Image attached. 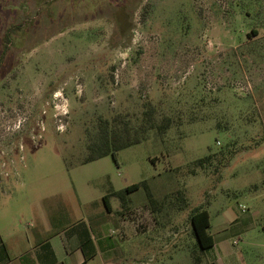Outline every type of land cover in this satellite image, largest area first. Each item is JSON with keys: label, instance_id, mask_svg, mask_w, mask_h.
I'll return each mask as SVG.
<instances>
[{"label": "rangeland", "instance_id": "1", "mask_svg": "<svg viewBox=\"0 0 264 264\" xmlns=\"http://www.w3.org/2000/svg\"><path fill=\"white\" fill-rule=\"evenodd\" d=\"M12 5L0 11V58L2 34L24 28L0 65V228L27 232L54 197L88 216L148 181L157 199L183 190L189 205L153 213L141 189L120 214L111 197L121 264H264V0ZM147 102L173 117L165 136L83 163L100 117L139 124ZM200 206L216 239L205 255L190 221Z\"/></svg>", "mask_w": 264, "mask_h": 264}, {"label": "crops", "instance_id": "2", "mask_svg": "<svg viewBox=\"0 0 264 264\" xmlns=\"http://www.w3.org/2000/svg\"><path fill=\"white\" fill-rule=\"evenodd\" d=\"M45 200L27 232L13 222L0 228V264H121L111 203L110 210L104 203L97 213L72 218L64 199ZM127 223L125 216L124 234Z\"/></svg>", "mask_w": 264, "mask_h": 264}, {"label": "trees", "instance_id": "3", "mask_svg": "<svg viewBox=\"0 0 264 264\" xmlns=\"http://www.w3.org/2000/svg\"><path fill=\"white\" fill-rule=\"evenodd\" d=\"M46 1L47 0H44L45 3ZM13 2L14 0H0V6H7L5 7L6 10L0 9V11L4 12L8 9L9 11H12L14 6L12 5ZM40 6H42V4H40ZM41 9L42 7L40 8V11ZM38 14H41V12L38 11ZM42 16L45 17V14ZM23 28L24 27L21 25H12L2 34L1 39L4 48L0 58V65L3 64L10 51L9 49L13 45V37L15 33L22 31ZM251 35L257 37L259 32L253 29ZM248 36L250 37V35ZM144 107L145 110L143 111V117L139 124H134L131 115L129 114H117L112 119L100 117L97 123L96 132L88 138V156L84 159L83 163L87 164L95 162L108 156H113L116 159L120 151L138 145L149 139L152 132L159 137L165 136L174 124L173 117L169 115H161L158 108L151 102L145 103ZM213 158L214 155H208L204 158L198 159L191 165V168L189 169L190 173L196 174L198 169L206 168V166L212 163ZM141 189L145 191L147 201L153 213H160L167 205H170L172 208L179 206V209L181 210L189 205L187 196L183 190L172 192L171 194L166 195L162 200L157 199L148 181L133 184L120 191H114L109 195L104 196L103 200L107 208L110 210V198L113 196L117 197L121 201L123 209L119 213L123 214V212H125L124 210H127L132 203L131 194ZM190 221L200 252L202 255H205L206 251L212 249L216 243L214 235L210 232L212 225L209 210L203 206L194 208L190 214ZM195 254L196 253H194V255ZM196 262H202V257L200 255H196Z\"/></svg>", "mask_w": 264, "mask_h": 264}, {"label": "built area", "instance_id": "4", "mask_svg": "<svg viewBox=\"0 0 264 264\" xmlns=\"http://www.w3.org/2000/svg\"><path fill=\"white\" fill-rule=\"evenodd\" d=\"M237 243V242H236Z\"/></svg>", "mask_w": 264, "mask_h": 264}]
</instances>
